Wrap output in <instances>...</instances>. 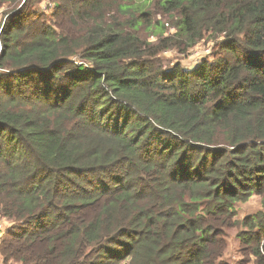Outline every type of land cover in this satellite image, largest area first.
I'll return each instance as SVG.
<instances>
[{"label":"trees","instance_id":"obj_1","mask_svg":"<svg viewBox=\"0 0 264 264\" xmlns=\"http://www.w3.org/2000/svg\"><path fill=\"white\" fill-rule=\"evenodd\" d=\"M41 2L0 0L4 258L217 264L244 227L264 264V0H53L49 25Z\"/></svg>","mask_w":264,"mask_h":264},{"label":"rangeland","instance_id":"obj_2","mask_svg":"<svg viewBox=\"0 0 264 264\" xmlns=\"http://www.w3.org/2000/svg\"><path fill=\"white\" fill-rule=\"evenodd\" d=\"M53 0H42L41 3L35 4L34 7H30L28 10V14H33L38 22H45L48 25L50 24V18L55 9V3H52ZM56 5V4H55ZM11 12L6 8L0 9V34L6 26V23L10 17ZM173 32V31H172ZM151 42H156V37L152 35H145ZM217 45L203 41L200 43L195 49H193L188 56H181L177 52L169 51L165 52L161 57V62L164 64L162 67L167 69L174 64H181L184 68L190 69L194 67L200 60L202 59H211L214 50H216ZM3 50V49H2ZM0 50V60L2 58ZM8 70L0 69V76L6 75ZM235 209L237 212L236 220L243 221L247 218H251L256 215L258 212L262 211L261 198L253 195L251 199L247 203H238L235 205ZM14 223L10 222L6 219L1 218L0 216V246L2 244V240L6 235V232L9 228L13 227ZM235 226V225H234ZM245 230L244 227L232 228L229 231H226V236L222 238L224 251L220 260H218L217 264H255V257L252 254L251 250L241 244L238 233L240 231ZM264 246V240L262 241L261 250L262 254ZM86 256V255H85ZM82 262H85L82 261ZM0 264H23L21 261L14 259H6L1 254L0 249Z\"/></svg>","mask_w":264,"mask_h":264}]
</instances>
